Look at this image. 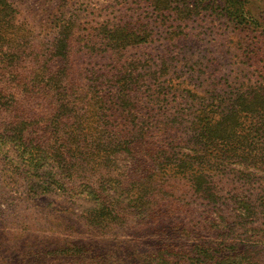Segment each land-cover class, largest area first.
Listing matches in <instances>:
<instances>
[{
  "label": "rangeland",
  "instance_id": "374dc122",
  "mask_svg": "<svg viewBox=\"0 0 264 264\" xmlns=\"http://www.w3.org/2000/svg\"><path fill=\"white\" fill-rule=\"evenodd\" d=\"M4 1L10 10L0 5V54L19 61L18 71L42 64L62 31L71 52L60 95L36 81L22 88L10 82L11 75L0 76L1 94L30 98L22 114L0 109V264H264V126L252 138L240 112L230 141H213L197 154L195 139L185 141L195 132L197 124L190 121L196 113L217 118L233 104L240 111L245 94L264 83V0H157L159 10L150 0ZM233 9L243 12L239 23L229 16ZM116 25L147 38L99 52L98 28ZM172 30L181 34L169 35ZM61 64L55 56L50 61L52 69ZM29 72L21 76L29 79ZM97 82L106 115L127 114L125 123H139L151 133L147 142L176 151L149 155L145 151L156 149L146 143L137 154L141 167L131 163L145 175L158 161L165 164L156 169L150 217L139 214L144 206L131 202L120 205L119 219L92 223L87 218L92 202L78 196L79 190L86 192L83 178L71 180L80 182L79 190L32 192L2 168L3 150L13 148L1 138L27 118L43 123L56 97L94 100L99 93L89 85ZM111 101L120 106L115 109ZM47 132L37 127L26 137L46 146ZM258 154V161L250 162ZM118 165L122 177L132 175L129 161ZM191 175L202 180L205 195L189 188Z\"/></svg>",
  "mask_w": 264,
  "mask_h": 264
},
{
  "label": "trees",
  "instance_id": "16d2710c",
  "mask_svg": "<svg viewBox=\"0 0 264 264\" xmlns=\"http://www.w3.org/2000/svg\"><path fill=\"white\" fill-rule=\"evenodd\" d=\"M150 3L153 9L159 10V1L150 0ZM0 5L1 9H9V5L4 0H0ZM179 8L184 10L182 6ZM189 8L193 9L194 7L191 5ZM191 9H187V11ZM228 13L236 23H239L243 18V12L240 9H233ZM98 30L101 33L99 46L102 47L98 50L99 52H104L107 49H120L128 44L143 42L147 38L145 33L124 31L123 27L119 25L114 26L112 30L100 26ZM177 34H181L180 30H172L169 33L172 36ZM68 46V35L63 31L58 33L51 41L47 59L42 64L32 65L29 70L23 68L21 71L15 68L20 64L19 61H15V59L8 61L10 54L3 51L0 54V76L11 75L13 80L10 82L19 84L22 88H26L29 83L36 81L41 88L57 91L60 95L66 88L60 76L68 71L64 64L65 59L71 52ZM54 56L59 61L62 60V64L52 69L50 61ZM25 71H30L28 73L29 79L21 76ZM40 73H43L44 76L38 79ZM119 80L120 77H117L116 81L119 82ZM1 84L4 83L1 82ZM98 84L97 82L96 85L93 83L89 85L90 88L94 87V92L99 93L93 96L94 100L90 101V98L85 95L82 97H71V95L69 97L65 95L56 97L50 107L51 111L48 118L44 119L43 123H39L34 117L33 119L27 118L26 121H21L25 125L24 129L22 124L17 126L12 135L6 137L7 139L1 138V140L9 141V146L13 148L12 152L8 149L3 150L2 168L8 174H13L11 175L12 178L14 176L19 177L26 189L32 192H46L52 189H61L60 191L63 192L72 189L79 190L81 187L79 186L80 182L75 184L74 180H71L75 177L83 178L82 186L86 188V192L84 189V192L79 190L78 196H83L87 198V201L92 202V205L88 207L90 211L89 216H87L92 223H98L102 219L104 221L119 219L124 213L120 205L131 202H138L135 205L136 208L141 205L144 206L139 214L146 216L149 213L150 217L153 210L151 204H153V196L158 185L154 180L156 169L162 171L165 164L157 160L158 162L152 165L150 172L145 175L141 170L134 168L141 167L137 154L145 147L146 143V145L156 149L154 153L150 150L145 151L149 155L168 156L176 154V151H173L172 147H154L153 144L147 142V139L151 137V133L146 127L139 126V123L133 121L130 124L125 123L123 119L129 118L127 114L118 113L116 115L113 113L106 115L104 113L106 102L103 95H101V91L97 90ZM105 84L108 86V79L105 80ZM121 87V84L117 85L118 91H121ZM245 95L250 100L246 97L242 99L240 111H236L235 104H233L217 118L202 117L199 116L202 112L200 114L196 113L194 115L195 119L190 121V124H197L194 128L195 132L190 137L186 136L185 141L195 139L193 145L199 146L200 149L208 148L210 143L214 144L218 140L230 141L235 136L233 126L238 121L240 112L244 113L242 115L249 123L248 128L253 129L251 137H255L258 128L261 125L264 126V83L252 87ZM28 97L29 95L19 97L10 93H0V109L7 112L22 110L19 113L22 114L28 105L30 99ZM110 103L115 109L120 106L116 101ZM92 106L97 108L93 109ZM65 107L68 110L62 113L60 108ZM88 110H93L91 115H86ZM61 118L66 120L61 122ZM17 123L18 121L15 124ZM37 127H43L48 131V134H51L46 146H41L39 143L34 142L33 138L26 137L28 130L35 131ZM177 144L179 142H175V145ZM193 151L194 154H197L202 149L199 150L194 147ZM180 152L183 153V151ZM255 152L256 154L260 153L259 150ZM259 155L251 157L250 162H257V159L260 158ZM122 159L129 161V169L132 170V175L122 177L119 173L118 160ZM52 160L56 162L55 166L48 167ZM174 160L177 161L178 159ZM138 161L139 165L136 166ZM131 163L134 167L131 166ZM249 166L255 167L254 165ZM175 168L179 169L180 166H175ZM88 173L89 176H93H90L91 179L86 175ZM179 173L185 175L181 170ZM162 174L164 173L162 172ZM186 179L189 188L194 193L205 195L208 191L202 180L197 176H187ZM86 180H89V182ZM110 192H113V194ZM84 193L85 195H83ZM204 197L207 198V196Z\"/></svg>",
  "mask_w": 264,
  "mask_h": 264
}]
</instances>
